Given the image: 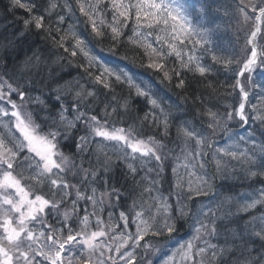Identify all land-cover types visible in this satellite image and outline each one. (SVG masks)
<instances>
[{
  "label": "snow or ice",
  "instance_id": "1",
  "mask_svg": "<svg viewBox=\"0 0 264 264\" xmlns=\"http://www.w3.org/2000/svg\"><path fill=\"white\" fill-rule=\"evenodd\" d=\"M231 2L233 11L224 10L225 16L231 15L229 24L234 22L238 32L251 24L245 33V51L250 48V54L242 63L214 50L212 34L220 25L208 0H75V8L70 0H9L14 15L17 9L27 14L18 17L21 35L34 29L54 48L71 57L79 54L83 63L77 66L106 92L81 84L33 94L39 53L25 57L20 74H0V264H143L149 251L156 255L162 250L165 255L158 264H264V142L252 139L255 131L234 136L229 128L233 121L244 127L250 119L264 126V106L251 105L249 116V91L239 79L247 73V85L259 89L264 100V46L259 43L264 40V0ZM76 10L86 18L85 30L77 32L73 24L62 29L64 13L74 15ZM129 25L127 43L142 53L140 66L162 72L169 84L175 77L176 88L185 89L192 74L216 93L211 78L219 72L217 66L227 72L234 63L241 64L235 82L228 85L239 89L238 107L225 104L222 113L212 108L197 111L199 127L195 119L174 117L150 84L119 65H109L94 51V41L107 40L111 53L118 55ZM55 55L56 62L65 59ZM170 57L175 64L167 67ZM93 68L98 71H90ZM257 69L259 84L252 78ZM117 85L126 87L127 96L116 95ZM133 96L149 106L139 118L141 127L147 123L167 138L173 119L181 121L176 125L179 154L164 139L142 136L134 124L109 126L113 116L130 111ZM220 132L230 142L214 146L213 137ZM66 142L74 148L71 154L63 150ZM93 142L95 150L90 151ZM169 154L175 163L165 195L161 180ZM117 161L127 169L124 179L132 181L131 192L112 182ZM237 172L262 186L249 184L250 191L213 203L216 180L237 179ZM122 199L132 203L114 221ZM105 206L107 221L102 215ZM182 227L191 229L190 238L172 245L173 234ZM147 237L166 239L161 243ZM137 249L144 252L140 261Z\"/></svg>",
  "mask_w": 264,
  "mask_h": 264
},
{
  "label": "trees",
  "instance_id": "2",
  "mask_svg": "<svg viewBox=\"0 0 264 264\" xmlns=\"http://www.w3.org/2000/svg\"><path fill=\"white\" fill-rule=\"evenodd\" d=\"M60 2L63 3V0H60ZM70 2L73 8H75V0H70ZM211 2H217L219 8H221L220 5L226 3L232 7L231 0H211ZM64 15L65 23L61 25L62 29H66L69 24H73L77 32H83L85 30L86 25L84 21L86 18L81 16L78 10L75 11L74 15L71 13H64ZM20 16H27V14L24 13L23 10L17 9L16 14L14 15L12 11L9 10V0H0V74H4L5 72H8L9 74H20L19 67L25 57L32 56L33 53H39L41 56V65L39 73H33V79L37 82V91L33 94L43 92L47 95L50 88H55L58 85L66 90L69 87L79 88L81 84L89 89L96 87L99 91L106 92V90L100 89L99 86H94L85 71L77 66L83 63V59L79 54L76 57H71L70 54L64 53L62 49L54 48L49 40L42 39L41 34L37 33L34 29L24 32V34L21 35L23 32V23L18 19ZM87 31L90 32V27H88ZM130 35L131 25H129V28L125 31V36L121 38L123 42L117 49L118 55H113L109 50V41L104 40L100 44H96L94 41V51L96 55L101 57L109 65H119L127 72L150 84L153 91H156L163 99V106L165 109H169L171 106L174 117L182 116L187 120L195 119L197 126L199 127L200 118L196 117L197 111L202 112L205 108H212L213 111L219 110L222 113L225 104L238 107L240 102L239 92L237 89L233 90L231 87H228V85L235 82V72L238 71L241 64L234 63L230 66L231 70L227 72L224 71L221 66H217L220 70L217 75L211 78L212 83L216 86V93H213L210 89L206 88L200 77H193L192 74H188L185 89H179L175 87V77L173 78V82L169 84L168 81L163 80L162 72H157L140 66L142 53L139 49L127 43V37ZM68 43L70 45L71 41L69 40ZM261 43L264 44V40H262ZM101 48H103V51H101ZM249 51V48L245 51L244 30L237 35V38L234 41H229L228 45L224 48H220L216 52L218 55L243 61ZM57 53L64 56L65 59L56 62L55 54ZM121 57H127V59H122ZM238 57H240V59ZM69 61H74V63H70ZM207 62L210 63L211 61L208 60ZM174 64L175 57H170L167 61V67H171ZM90 71L97 72L98 69L93 68L90 69ZM41 81H43V86H41ZM244 82L250 94L246 112L251 116V105H257L258 107L264 106V100H262L257 94L259 91H254V88L248 86L245 79ZM221 85H224V87H221ZM225 93H231V95H226ZM116 95L127 96L126 87L123 85H117ZM197 96H199L200 99H196ZM101 99H104V97L102 96ZM99 107H102V105ZM148 109L149 106L145 104V101L142 98H135L133 96L130 111L127 113L121 112L119 116H113L109 121V126L114 124L116 127L127 128L129 125L134 124L137 127V131H139L142 136L146 138L149 135H154L157 138L164 139L168 148H173L175 146L174 150L176 154H179L180 149L176 146L179 145V141L176 139V125L181 123V121L173 119L171 135L167 138L161 137L158 128L150 127L147 123L143 127L139 124V118H142ZM97 110H99V108ZM237 126L241 127L237 121H233L229 124V128L234 136L237 133L240 135H247V131H255V136L252 139L256 140L257 143L264 142V135H262V133H264V126H261L258 121L250 119L248 126L240 131L236 129L238 128ZM223 135V132H220L213 137V139H222ZM229 142V136L227 135L226 140L221 144H215L214 146L222 147ZM66 143L67 146L64 147V149L71 154L73 150H71L70 144H68L69 142ZM248 146L251 147V144ZM133 163L137 162L134 161ZM174 163V157L169 154V158L164 163L165 171L161 180L162 190L165 195H167L168 191L171 189L173 181L171 169ZM116 164L118 165V168L115 169L114 173H110V176L113 177L112 182H114L117 187L123 186L126 192H131L132 181H125L124 179V173L127 169L122 162L117 161ZM181 172H183V169H181ZM236 175L239 178L233 179L230 177L223 180L218 179L219 185L216 188V197L213 203L223 200L224 197L229 195L238 197L241 192L250 191L249 184H253L256 187L262 186L259 181H248L244 179L243 173L237 172ZM100 187L101 190H103V186L101 185ZM135 191L139 192V189L137 188ZM145 196H147V194H145ZM200 200H205L207 202V199ZM113 203L115 204L116 202L113 201ZM131 203V199H128L126 202L122 199L120 205L115 209L114 214L118 216L120 211L127 212ZM106 207L107 206H105V208ZM107 210H105V212H108ZM257 214H259V212H257ZM103 217L107 218L105 215H103ZM246 218L247 217H245V219ZM119 230L120 229H118V231ZM131 231H134V227ZM185 231L186 228L182 227L179 233H184ZM190 235L191 229L188 228V231L183 238L174 237L172 239V245L176 246L181 240L189 239Z\"/></svg>",
  "mask_w": 264,
  "mask_h": 264
},
{
  "label": "rangeland",
  "instance_id": "3",
  "mask_svg": "<svg viewBox=\"0 0 264 264\" xmlns=\"http://www.w3.org/2000/svg\"><path fill=\"white\" fill-rule=\"evenodd\" d=\"M100 139H101V138H96V140H100ZM105 143L107 144V142H105ZM94 145H95V142H93L92 147H93ZM106 150H107V149H106ZM109 154L111 155L112 153L109 151ZM77 162H79V160H77ZM68 178H69L70 181L73 180V178H72L71 176H69ZM73 182H74V181H73ZM107 209H108V208L106 207L105 210H107ZM107 211H109V209H108ZM107 213H108V212H104V213H103V215H105V216L107 217L106 219H104L105 221H107V219H108V215H107ZM115 216H116V215L114 214V215H113V220H114V221L117 220L116 217L118 218V216H116V217H115ZM186 240H187V239H183V240L180 241V243H184ZM160 259H162V257H160ZM177 259H178V258H177Z\"/></svg>",
  "mask_w": 264,
  "mask_h": 264
},
{
  "label": "bare ground",
  "instance_id": "4",
  "mask_svg": "<svg viewBox=\"0 0 264 264\" xmlns=\"http://www.w3.org/2000/svg\"><path fill=\"white\" fill-rule=\"evenodd\" d=\"M69 143H70L71 150H73V152H74V148L72 147L71 142H69ZM94 150H95V147L91 148L90 151H94ZM86 155H87V154H86ZM101 158H103V157H101ZM92 163L95 164V159L92 160ZM85 166H87V160L85 161ZM116 168H118V165L116 166ZM116 168H115V169H116Z\"/></svg>",
  "mask_w": 264,
  "mask_h": 264
}]
</instances>
